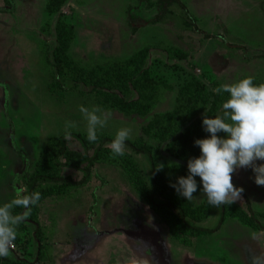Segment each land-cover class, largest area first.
Listing matches in <instances>:
<instances>
[{"label":"rangeland","instance_id":"374dc122","mask_svg":"<svg viewBox=\"0 0 264 264\" xmlns=\"http://www.w3.org/2000/svg\"><path fill=\"white\" fill-rule=\"evenodd\" d=\"M162 1L67 0L51 13L49 0H0V206L15 198L14 187L26 194L32 176L50 172L47 146L65 132L66 121L77 125L70 129L69 148L84 152L73 136L81 134L90 156L104 138L131 128L128 141L148 146L158 167L163 165L162 180L175 184L189 174L188 162L171 157L166 142L143 127L155 114L173 110L178 90L193 77L210 90L249 76L264 83V0ZM59 20L73 26L65 54L77 67L139 63L172 90L146 116L126 115L121 107L137 109L139 88L113 96L61 80L53 57L61 45ZM213 95L209 118L220 114L222 99L230 97ZM80 106L112 112L96 143L87 140ZM218 136L227 138L223 132ZM121 158V166L95 162L86 183H80L82 172L71 168L62 169L69 181L37 183L41 200L19 225L15 249L0 264H250L251 253H264V230L253 228L264 227V186L255 184L251 168L233 174L234 185L244 189L242 199L219 208L208 204L195 178L193 210L184 218L172 211L182 218L180 234L189 239L184 244L136 189L142 185L151 192L150 156L126 146ZM154 199L165 203L168 197L159 192ZM23 211L17 207L13 214ZM184 225L196 228V236L188 233L191 228L183 232Z\"/></svg>","mask_w":264,"mask_h":264},{"label":"trees","instance_id":"16d2710c","mask_svg":"<svg viewBox=\"0 0 264 264\" xmlns=\"http://www.w3.org/2000/svg\"><path fill=\"white\" fill-rule=\"evenodd\" d=\"M6 1L11 4V0ZM66 1L49 0L48 5L51 6L50 9L48 8L49 12L59 11ZM1 11L11 12L12 8ZM56 33L61 45L54 49L53 57L56 73L61 80L83 84L94 90L107 91L113 96H116L117 92L128 95L134 87L140 89L139 97L133 102L137 105V109L121 107L126 115L146 116L152 111L153 106L163 101L165 92L172 90L169 83L151 77L142 64L139 63L127 64L119 61H106L103 64H93L91 67L79 68L65 54V49L69 47L74 39L73 26L59 20L56 24ZM213 98L212 91L200 79L193 77L190 82L178 90L175 108L168 112L155 114L149 124L143 127V131L147 134L155 131L156 135L166 142L165 148L171 157L187 162L189 159L199 158L201 151L199 147L195 146V141L209 138L208 133L204 131L200 116L211 105H214ZM229 98V96L224 97L220 107ZM73 136L82 144L84 152L70 149L68 140L64 139V133L58 138H52L47 146L50 172L32 176L27 183L29 191L26 195L35 192V186L39 182L69 181L68 177L62 175L63 168L81 171L83 176L80 183H86L91 178V167L95 162L110 163L114 166L123 164L122 158H113L109 147L105 145V142H112L113 139L104 138L94 148V152L90 156L88 154L89 146L85 138L78 133ZM125 145L136 153L150 156V162L153 166L151 192L147 193L142 185H136L138 193L147 200L150 208L170 227V234L181 243L189 244L187 235L182 233L181 236L178 222L193 210V203L177 195L175 189L170 187L171 180H162L161 171H157L159 160L152 156L151 149L148 146L144 143L128 140ZM159 192L166 194L168 197L167 202L157 203L155 201L154 197ZM173 210H178L182 218L173 217ZM183 228V232L191 228L188 233L196 236V228L187 225H184ZM253 228L264 230V227L257 225H254Z\"/></svg>","mask_w":264,"mask_h":264},{"label":"clouds","instance_id":"9594fccd","mask_svg":"<svg viewBox=\"0 0 264 264\" xmlns=\"http://www.w3.org/2000/svg\"><path fill=\"white\" fill-rule=\"evenodd\" d=\"M222 38V37H221ZM217 95L228 93L230 98L221 105V112L215 118H209L207 111L202 117L204 131L210 138L198 139L195 146L201 155L188 161L187 177L178 178L170 184L177 195L187 201L194 198L198 190L196 177L202 183V194L210 206L219 208L221 205H232L242 199L243 188L233 183V174L238 169L251 168L254 182L264 186V83H254L249 76L232 84H221L211 89ZM79 111L87 122V140L89 143L98 141V131L104 129L112 117L110 110L99 107L91 109L80 106ZM75 122L66 121L64 139H71L70 129L76 128ZM225 133L227 138H220L218 133ZM131 128H121L115 138L107 146L113 158L125 155V142L131 138ZM163 169L159 165L157 171ZM15 198L0 206V258L10 255L15 248L18 227L31 214V208L41 200V193L36 191L24 194L25 189L15 188ZM24 211L13 214L14 208ZM250 264H264V253L250 254Z\"/></svg>","mask_w":264,"mask_h":264},{"label":"built area","instance_id":"2783aa9c","mask_svg":"<svg viewBox=\"0 0 264 264\" xmlns=\"http://www.w3.org/2000/svg\"><path fill=\"white\" fill-rule=\"evenodd\" d=\"M15 249V248H14ZM14 249H11V250H14Z\"/></svg>","mask_w":264,"mask_h":264}]
</instances>
